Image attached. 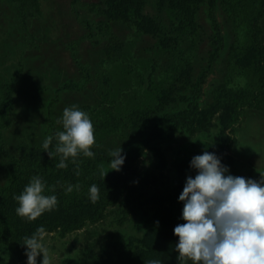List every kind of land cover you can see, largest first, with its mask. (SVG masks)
Listing matches in <instances>:
<instances>
[{
    "label": "rangeland",
    "instance_id": "rangeland-1",
    "mask_svg": "<svg viewBox=\"0 0 264 264\" xmlns=\"http://www.w3.org/2000/svg\"><path fill=\"white\" fill-rule=\"evenodd\" d=\"M93 5L104 6L105 0H43V16L31 27L37 34V43L24 51L19 31L22 29L20 11L0 0V88L16 77L22 86L18 114L4 139H0V192L10 184L11 169L15 164L43 161L49 157L42 144L52 135V127L62 126L58 121L65 108L91 106L103 99L100 97L103 90L101 76L114 66V58L120 57L135 36L125 24L108 23L101 12L93 10ZM200 21L204 33L199 40L193 82L182 93V99L178 97L177 101L156 112L148 132L157 130V121L165 112L189 111L184 99L190 103L195 98V82L203 81L196 96L201 109L212 104L224 88L228 54L234 43L231 23L220 1L214 8L205 6ZM262 25L264 42V20ZM98 26L108 34L101 32ZM74 47L89 65L93 80L79 90L62 89L67 82L81 77L72 54ZM21 61L24 71L19 75ZM203 117L196 126L200 125L201 119H207V116ZM210 118L212 123L200 125V130L180 123L170 126L162 137L152 141L127 174L128 191L106 209L101 219L87 221L72 231L45 232L44 243L51 264H147L152 259H159L162 264H176L173 227L168 226L161 213L165 203L168 204L166 192L177 180V161L182 157L192 158L208 147L211 151L217 149L224 126L219 115ZM147 135L139 127L128 125L119 136L107 139L94 155L100 171H108L107 175L114 173L115 170H109L110 152L121 147L123 152L130 154L140 149ZM100 150L104 153L100 154ZM49 151H52L51 146ZM228 154L232 158L226 163L230 174L260 179L264 174L263 112L249 109L244 113ZM31 173L32 177L36 176V171L31 170ZM154 220L160 227L155 231ZM12 230V239L0 241V264H19L20 250L29 228L22 222L20 227L14 226ZM136 239L139 245L128 249L129 242H136ZM42 258V254L37 258L38 264Z\"/></svg>",
    "mask_w": 264,
    "mask_h": 264
},
{
    "label": "trees",
    "instance_id": "trees-1",
    "mask_svg": "<svg viewBox=\"0 0 264 264\" xmlns=\"http://www.w3.org/2000/svg\"><path fill=\"white\" fill-rule=\"evenodd\" d=\"M2 1L19 9L22 28L19 31L24 51H27L37 43V34L31 31V27L43 16V0ZM219 1L234 35V43L228 54L224 88L219 91L212 104L201 109L196 96L203 81L195 82V98L190 103L188 99H184L189 111L165 112L157 121V130L148 132V129H152L150 122L156 112L177 101L176 98L182 99V93L192 84L195 61L199 58V40L204 33L200 13L205 6L214 8ZM93 10L101 12L108 23L127 25L135 36L120 57L114 58V66L105 70L101 76L100 85L103 90L100 97L103 99L95 105L79 107L89 114L94 126L95 144L92 151L96 155L97 149L107 139L119 136L128 125L139 127L141 132L146 131V140L140 149L137 148L130 154L124 151L126 160L122 169L111 175L106 174L105 177L96 162L97 156L88 158L81 154L76 157L75 163L69 158L66 168H57L55 165L60 162V157L55 154L56 142L50 145L52 158L47 155L49 157L43 161L15 164L11 169L10 184L0 192V241L12 239V228L20 227L22 222L29 228L26 237L41 226L45 232L57 229L72 231L81 228L87 221L96 222L101 219L106 209L115 205L128 191L127 174L143 155L144 149L152 141L162 137L170 126L181 123L200 130V125L212 123L210 116L219 115L224 127L220 132L222 135L219 136L217 149L211 151L208 147L206 151L216 153L227 166V161L232 160L228 151L235 137V129L241 123L244 113L249 109L264 113V0H105L104 6L93 5ZM98 27L104 32L102 26ZM215 27L218 28L216 22ZM104 33L108 34L107 31ZM219 36L222 39L220 33ZM138 43V49L134 50ZM72 54L81 77L67 82L62 89L79 90L89 85L93 77L77 47L73 48ZM19 64L21 68L18 72L21 75L24 62ZM21 87V82L16 77L0 88V139H4L5 132L18 114ZM199 114L201 115L198 117ZM203 116H207V119H201L200 125L196 126ZM62 130L60 125L58 129L52 127V135ZM157 151L156 155L159 156L160 152ZM99 153L104 151L100 150ZM191 159L182 157L177 161V180L166 192L165 200L167 198L168 204L165 203L161 214L173 230L178 224L185 223L180 218L183 202L178 197L187 177H194L196 174V170L190 167ZM31 170L36 171V176L39 175L46 182L45 194H54L58 199V204L52 211L44 212L33 221L18 216L14 210L18 206L14 196L19 195L18 192L32 178ZM93 184L99 189V199L94 203L89 199V188ZM69 186L71 191H67ZM159 228L157 220H154L153 230ZM175 239L173 253L176 264H179L178 252L175 250L178 236L175 235ZM138 245L136 239V242H129L127 246L130 249ZM25 248L24 245L20 250L19 264H26Z\"/></svg>",
    "mask_w": 264,
    "mask_h": 264
},
{
    "label": "clouds",
    "instance_id": "clouds-1",
    "mask_svg": "<svg viewBox=\"0 0 264 264\" xmlns=\"http://www.w3.org/2000/svg\"><path fill=\"white\" fill-rule=\"evenodd\" d=\"M63 130L43 141L42 147L49 151L56 140L55 154L60 162L57 168H66V161L83 155L93 158L95 153L94 126L89 114L73 105L65 108L58 121ZM110 169L120 171L126 153L120 147L110 152ZM190 167L196 170L189 175L178 200L183 202L181 219L185 223L174 227L178 236L175 250L179 264H264V174L259 180L234 176L229 167L214 152L204 151L192 157ZM108 172V171H107ZM107 172L104 174L106 176ZM79 174V173H77ZM69 186L67 191H71ZM46 182L39 175L33 176L19 195L14 196L18 206L16 214L29 221L36 220L58 204L56 195H46ZM89 199H99V189L89 188ZM45 229H36L24 237L27 264H51L48 248L44 243ZM147 264H162L152 259Z\"/></svg>",
    "mask_w": 264,
    "mask_h": 264
}]
</instances>
